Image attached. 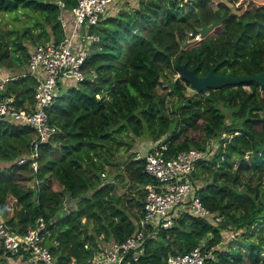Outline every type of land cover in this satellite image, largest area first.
<instances>
[{
    "label": "trees",
    "instance_id": "1",
    "mask_svg": "<svg viewBox=\"0 0 264 264\" xmlns=\"http://www.w3.org/2000/svg\"><path fill=\"white\" fill-rule=\"evenodd\" d=\"M227 1L137 0L132 8L126 3L101 17L93 29L100 39L85 62L95 76L54 97L48 120L59 131L40 143L36 170L30 159L18 162L30 154L35 129L0 117V218L6 225L23 232L38 215L44 216L57 264L89 261L100 242L134 233L143 213L141 185L155 178L144 170L143 159L133 158V150L125 162L112 158L110 150L118 152L120 140L131 150L133 141L125 137L147 131L166 145V154L191 146L207 150L192 175L205 180L198 192L216 220L184 215L156 237H147L138 260L127 254L121 264H162L169 253L198 244L204 252L211 249V264H264V85L243 80L188 96L189 82L178 77L171 81L178 96L172 115L164 110L157 89L162 69L177 62L197 73L211 66L232 75L264 68V2L253 1L237 12ZM75 3L0 0V12H12L24 23L0 32V71L16 74L37 43L61 37L59 14ZM215 16L221 19L212 29L216 33L199 38L202 21L210 23ZM187 39L190 43L182 47ZM35 84L33 77L19 76L7 83L5 93L27 107L34 101ZM210 139L216 147H208ZM105 163L116 168L103 175ZM112 173L115 177L108 180ZM245 176L258 180L248 182ZM31 177L37 182L24 186ZM126 179L127 185L119 187ZM54 182L61 188H54ZM65 198L76 199L68 210ZM224 230H241V236L219 245ZM4 251L9 258L2 257L0 264H33L0 242V254Z\"/></svg>",
    "mask_w": 264,
    "mask_h": 264
},
{
    "label": "built area",
    "instance_id": "2",
    "mask_svg": "<svg viewBox=\"0 0 264 264\" xmlns=\"http://www.w3.org/2000/svg\"><path fill=\"white\" fill-rule=\"evenodd\" d=\"M127 1L76 0L70 10L59 14L63 27L61 37H50L37 43L30 51L26 68L16 74L0 71V117L17 124H28L36 132L31 141L30 154L20 156L18 162L30 159L33 169H37L40 143L59 131L58 126L48 120L49 106L60 93L61 86L67 88L86 77L92 79L95 76L94 69L87 70L85 67L93 44L100 39V34L93 29L101 17L110 10L117 12ZM28 75L36 82L34 101L24 107L16 103L13 93H5V89L10 80ZM211 142L210 139L206 144L214 148ZM165 148L164 143L154 140L145 150L132 149L133 158L143 159L144 170L155 178V182L141 185L144 188L143 213L134 233L120 241L100 242L99 249L89 261H76L74 264H121L127 254L136 261L143 253L147 237H156L159 230L171 227L187 214L215 222L214 213L204 204L198 192L201 181L192 175L197 161L206 155L207 150L191 146L166 154ZM101 173L105 175L104 171ZM47 221L44 216L38 215L23 232H16L0 218V242L11 253H24L29 263L57 264L47 242L50 234ZM210 257H213L211 249L204 252L198 244L188 251L169 253L162 264H211Z\"/></svg>",
    "mask_w": 264,
    "mask_h": 264
},
{
    "label": "rangeland",
    "instance_id": "3",
    "mask_svg": "<svg viewBox=\"0 0 264 264\" xmlns=\"http://www.w3.org/2000/svg\"><path fill=\"white\" fill-rule=\"evenodd\" d=\"M216 1V0H215ZM227 1V0H226ZM250 1V2H249ZM263 3L264 0H241V1H227L230 5V7L232 8V10L234 11H241L242 9H244V7L248 4V3ZM128 4V6L130 8L134 7L137 3V0H128L126 2ZM122 9V8H121ZM19 15L21 16L22 14L19 13ZM23 20L22 18H16L14 16V13L12 12H0V32H2L4 29L7 28H18L23 26ZM210 34H214L216 33V30H211L209 32ZM9 34V33H8ZM199 37V34H198ZM195 39H197V37H195ZM44 40V38L42 39ZM28 47H30L32 45L31 42L27 41ZM27 63L24 65V68H26ZM180 77L179 71L177 69V67L174 66H167L164 67L161 71V73L159 74V84H158V91L162 94L163 96V101H164V110L169 114L172 115V110L174 105L176 104V102L178 101V96L177 93L173 90L172 86H171V81H173L174 79ZM76 85L81 86L79 83H75ZM185 94L190 96V95H194V93L197 91L196 89H194L193 87H191L188 83L185 84ZM206 92V91H205ZM125 137V136H124ZM125 138L131 139L133 141V145L131 147V150L126 149L127 143H124V141L120 140V142L118 143L119 148H118V152H115L113 149L110 150V155L112 158H116L118 161L122 162L126 160V156L130 153V151H132V149H136V148H140L145 150L147 147H149V145L154 141L149 132H144L143 135L135 137V138H130L128 136H126ZM116 145V146H118ZM214 147H216V140H214ZM109 155V156H110ZM237 164V162H236ZM105 169L104 172L105 174L108 173L111 169L116 168V166H111L110 164H104ZM121 166V164H120ZM115 177V176H114ZM245 178L247 179L248 182H256L258 179L253 176L251 178H249L248 176H245ZM199 181H205L202 179H198ZM37 182V179H35L34 177L32 178H28L25 180V185H34ZM124 183L125 185H127L128 180L126 179L123 182H119V187L124 188V185L122 184ZM203 183V182H202ZM54 188H61V185L56 182H54ZM118 191V190H117ZM260 191L263 192L264 191V180L261 182L260 185ZM66 201V208H64V210H68L70 208H72L75 205V201L76 199H70V198H65ZM236 230L232 231V230H224L223 233V244H219V245H226L228 243L229 240L232 239H238L241 235L239 234L241 230H237V232H235ZM245 238V237H244ZM259 239L257 236H248V239ZM231 242V241H230Z\"/></svg>",
    "mask_w": 264,
    "mask_h": 264
},
{
    "label": "water",
    "instance_id": "4",
    "mask_svg": "<svg viewBox=\"0 0 264 264\" xmlns=\"http://www.w3.org/2000/svg\"><path fill=\"white\" fill-rule=\"evenodd\" d=\"M221 19L217 16L210 23L202 21V25L198 28L199 38L208 34L215 25L219 24ZM190 40L182 42V47H186ZM176 67L179 71L180 77L189 82V85L197 91H207L209 87L218 88L227 84L237 83L243 80H255L261 85H264V68L257 72L242 75H232L222 72H216L211 66L205 73H197L195 67H190L186 62H177ZM116 173L110 174L107 179L112 180Z\"/></svg>",
    "mask_w": 264,
    "mask_h": 264
},
{
    "label": "crops",
    "instance_id": "5",
    "mask_svg": "<svg viewBox=\"0 0 264 264\" xmlns=\"http://www.w3.org/2000/svg\"><path fill=\"white\" fill-rule=\"evenodd\" d=\"M67 88H63L62 86L60 87V92H63V91H65ZM48 242V241H47ZM6 254H7V252L6 251H4L3 253H1L0 254V259H2V257L4 258V259H8L9 257H6Z\"/></svg>",
    "mask_w": 264,
    "mask_h": 264
}]
</instances>
